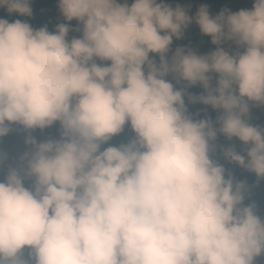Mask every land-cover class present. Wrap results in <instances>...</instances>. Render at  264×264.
<instances>
[{
  "label": "clouds",
  "instance_id": "clouds-1",
  "mask_svg": "<svg viewBox=\"0 0 264 264\" xmlns=\"http://www.w3.org/2000/svg\"><path fill=\"white\" fill-rule=\"evenodd\" d=\"M32 3L0 0L25 18H0V138L14 125L29 133L0 181V264L264 258L250 188L214 158L219 149L264 181V127L250 123L252 106L264 108V0L215 15L165 0H58L66 23L54 31L32 26ZM192 25L214 51L173 50ZM57 124L59 138L31 135ZM126 127L134 137L111 144Z\"/></svg>",
  "mask_w": 264,
  "mask_h": 264
},
{
  "label": "trees",
  "instance_id": "trees-1",
  "mask_svg": "<svg viewBox=\"0 0 264 264\" xmlns=\"http://www.w3.org/2000/svg\"><path fill=\"white\" fill-rule=\"evenodd\" d=\"M131 2L132 0H129V3ZM165 2L171 3L173 6H175V4L177 3L183 6H191L193 14L201 4H206L209 7L210 13L215 15L224 8H228L233 12H237L241 9H251L254 0H165ZM57 4L58 0H33V18L29 21L32 26L34 28H40L47 25L49 31H54L57 24L66 23L58 10ZM0 18L9 19L10 21L15 19H25L23 17L18 16H8L6 11L2 9H0ZM71 27L75 29L77 27V22L73 21ZM79 36L80 33H77L75 31L69 33V39ZM178 46H190L202 55L211 52L210 50L213 49V45L211 46V38L203 36L196 25H192L188 29L184 39L178 41L174 39L172 46L173 50ZM190 91L194 94L199 95L202 93L203 89L197 86L195 88L190 89ZM204 108L205 106L203 105H189V110L193 113L197 110L203 112ZM207 112L213 119L216 118L217 114L211 108H208ZM250 123L255 126L264 127V108L252 106L250 112ZM12 127L13 130L8 136L0 138V153H4L8 157L5 166L3 168H0V181L3 180V177L6 174L7 164L17 162L19 160V157L23 155V153L28 149L25 142L21 149L15 148V144L18 140V137L24 129L19 125H14ZM31 135H33L38 141L45 140L49 137L59 138V125L57 124L53 128L46 129L44 131L37 129L33 131ZM133 137L134 133L132 132L131 128L126 127L125 131L120 136L115 137L111 141V144L119 146V144L121 143H127ZM217 143L219 146L223 147L230 146V142L223 136H220L218 138ZM231 143H235L237 145L238 150L242 147L238 140H234ZM214 158L219 160V162L223 164L228 171L232 172L237 180L247 182L250 191L246 198L245 204L247 205L255 203L257 205L258 214L262 218H264V181L258 182L254 174L248 173L245 170L241 169L239 166L230 164L225 161L222 158V154L220 153L219 149ZM24 255L25 258H27V250L25 251ZM257 264H264V258L258 260Z\"/></svg>",
  "mask_w": 264,
  "mask_h": 264
},
{
  "label": "rangeland",
  "instance_id": "rangeland-1",
  "mask_svg": "<svg viewBox=\"0 0 264 264\" xmlns=\"http://www.w3.org/2000/svg\"><path fill=\"white\" fill-rule=\"evenodd\" d=\"M212 46V44H211ZM215 50V46L213 45V49L210 50V51H214ZM29 135V133L25 130H22V132L20 133L19 137H18V140L15 144V148L17 149H21L24 145V142H25V139L26 137ZM28 150V149H27Z\"/></svg>",
  "mask_w": 264,
  "mask_h": 264
}]
</instances>
